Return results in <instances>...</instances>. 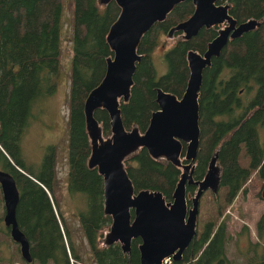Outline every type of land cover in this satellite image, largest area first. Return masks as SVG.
<instances>
[{"label":"trees","instance_id":"1","mask_svg":"<svg viewBox=\"0 0 264 264\" xmlns=\"http://www.w3.org/2000/svg\"><path fill=\"white\" fill-rule=\"evenodd\" d=\"M229 12L238 22L254 18L260 25L229 39L220 54L203 70L199 92V146L194 161L193 178L200 179L212 153L218 149L221 194L205 191L200 207L209 206L206 216L199 211L196 235L180 260L163 264H232L227 256L231 238L225 218L226 205L247 184L261 180L264 185V141L258 128H264V0H227ZM62 0H0V168L15 178L19 191L16 206L18 226L29 240L31 261L25 264H85L88 251L74 240L72 228L58 207L54 195L55 147H46L37 168H28L20 151V139L32 116L36 97L55 89L59 65V21ZM191 0L174 5L161 22H155L141 37L133 83L127 101H120L126 128L136 125L141 131L151 112L157 108L156 88L181 96L189 75L186 54L189 49L204 51L216 34L218 25L202 27L184 40H177L164 51L167 69L158 75L151 52L159 36L187 18L193 11ZM119 12L111 0L101 5L97 0H75L72 34L71 95L68 128V190L83 192L87 208L79 220L90 246L91 264H139L140 238L131 240L129 253L118 242L103 245V232L111 222L103 211V180L96 167H89V138L85 129L84 99L102 78L106 58L112 54L106 34ZM95 117L104 135L110 133L105 109H96ZM127 173L136 190L158 189L166 200L172 192L181 169L165 159L152 157L145 147L124 158ZM196 192L186 186L187 201ZM0 198V202H1ZM203 204V205H202ZM209 214V215H208ZM2 216L0 215V221ZM5 226V225H4ZM8 234L0 222V232ZM246 239L247 264H264V212L255 222V239L243 224L236 232ZM17 264L0 255V264Z\"/></svg>","mask_w":264,"mask_h":264},{"label":"water","instance_id":"2","mask_svg":"<svg viewBox=\"0 0 264 264\" xmlns=\"http://www.w3.org/2000/svg\"><path fill=\"white\" fill-rule=\"evenodd\" d=\"M97 1L104 5L111 0ZM113 1L119 12L106 34L112 54L106 58L102 78L89 90L83 103L90 143L87 164L96 167L102 176L103 211L111 217L109 227L103 232L102 244L118 242L122 251L129 253L131 240L138 237L139 264H163L168 257L181 259L197 232L201 195L206 190L217 193L220 186L218 149L210 156L204 175L200 179L193 178L200 134L198 98L203 70L229 39L259 26L260 21L249 18L238 22L230 14L226 0H191L192 13L171 26L166 33L168 37L180 31L182 38L188 40L202 27L221 26L204 51H187L189 75L181 96L156 88L158 107L151 112L147 127L141 131L136 125L124 126L120 108V101L129 98L136 63L141 58L137 47L152 25L163 21L175 4L184 0ZM100 108L109 116L110 133L107 135L103 134L102 125L94 114ZM140 147H145L152 157L165 159L181 169L171 200H166L158 189L134 188L124 158ZM191 184L197 189L188 206L186 185ZM0 190L3 222L11 238L19 244L22 258L29 262L32 259L29 240L16 219L19 191L13 175L2 168ZM261 196L264 199V185Z\"/></svg>","mask_w":264,"mask_h":264},{"label":"rangeland","instance_id":"3","mask_svg":"<svg viewBox=\"0 0 264 264\" xmlns=\"http://www.w3.org/2000/svg\"><path fill=\"white\" fill-rule=\"evenodd\" d=\"M75 0H62V8L59 21V65L55 74V89L53 92L36 97L32 116L20 139V151L28 168H37L43 158L46 147L52 144L55 147L54 161V195L58 201V207L64 215L68 225L73 230L74 240L81 245L82 251L87 250L85 264L91 261L92 252L84 235L79 212L87 208L86 196L83 192L70 193L68 190V142H69V102L71 95V70H72V34ZM180 35V34H179ZM178 35L167 37L162 32L158 44L151 52L152 61L158 75L167 69L164 59V51L176 40ZM260 141H264V128L259 127ZM261 180L254 184H247V190L239 192L228 203L220 218H225L231 238L227 243V256L232 264H247L246 257L242 252L246 250V239L240 236L239 244H234L238 232L243 224L250 230L251 239H255V222L261 212H264V199L259 194ZM219 189L217 193L221 194ZM0 198L1 190H0ZM203 205V204H202ZM209 210L208 205L199 206L202 216L205 217ZM3 200L0 202V215L3 222ZM209 215V214H208ZM202 219V218H200ZM198 213V223H200ZM198 226V225H197ZM0 255L5 259L12 258L17 264H25L20 253L19 244L10 234L0 232ZM8 262H5L7 264Z\"/></svg>","mask_w":264,"mask_h":264},{"label":"flooded vegetation","instance_id":"4","mask_svg":"<svg viewBox=\"0 0 264 264\" xmlns=\"http://www.w3.org/2000/svg\"><path fill=\"white\" fill-rule=\"evenodd\" d=\"M226 1H227V0H226ZM193 9H194V8H193ZM157 22H161V21H157ZM213 26H214V25H213ZM219 26H221V25H218V27H219ZM167 31H168V30H167ZM167 31H166V33H167ZM177 32L180 34V36H181V38H182V34H181L180 31H175L174 34H173L171 37H173ZM198 32H199V31H198ZM216 32H217V31H216ZM194 36H195V35H194ZM214 36H215V35H214ZM167 37H168V36H167ZM192 37H193V36H192ZM192 37H191V38H192ZM182 39H183V38H182ZM184 40H185V39H184ZM188 40H189V39H188ZM178 97H179V96H178ZM157 107H158V105H157ZM154 110H155V109H154ZM142 131H143V130H142ZM191 185H193V184H191ZM186 186H187V185H186ZM195 186H196V185H195ZM196 189H197V186H196ZM206 191H207V190H206ZM208 191H210V190H208ZM189 201H190V202L187 201L188 206L191 205V197H190V200H189ZM170 259H172V258H171V257H168V258H165L164 261H165V262H166V261H170ZM172 260H173V259H172ZM165 262H164V263H165Z\"/></svg>","mask_w":264,"mask_h":264},{"label":"bare ground","instance_id":"5","mask_svg":"<svg viewBox=\"0 0 264 264\" xmlns=\"http://www.w3.org/2000/svg\"><path fill=\"white\" fill-rule=\"evenodd\" d=\"M258 27V26H257ZM254 29V28H253ZM252 30V29H251ZM249 31V30H248ZM107 42V41H106ZM95 113V112H94ZM200 135V134H199ZM198 146H199V144H198ZM184 148H185V143H183V147H182V154H184ZM99 173V172H98ZM219 188H220V186H219ZM236 197V196H235ZM187 198V197H186ZM19 201V200H18Z\"/></svg>","mask_w":264,"mask_h":264}]
</instances>
